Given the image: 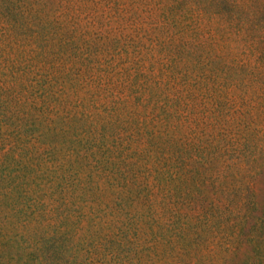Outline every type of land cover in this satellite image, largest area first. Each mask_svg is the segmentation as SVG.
Wrapping results in <instances>:
<instances>
[{
	"label": "trees",
	"instance_id": "trees-1",
	"mask_svg": "<svg viewBox=\"0 0 264 264\" xmlns=\"http://www.w3.org/2000/svg\"><path fill=\"white\" fill-rule=\"evenodd\" d=\"M152 1L160 22L175 28L171 64L152 80L172 91L157 98L159 112L142 117L134 108L147 102L143 90L152 94L122 67L134 62L104 64L92 47L73 64L81 79L66 91L70 65L63 58L78 40L67 23L41 0H0V264H140L141 224L155 223L163 237L176 221L186 233L201 218L216 231L225 210L243 209L253 220L247 253L241 238L217 244L236 254L235 264H264V198L239 183L216 209L181 186L198 175L195 162L222 161L208 175L223 185L227 163L253 168L264 160V143L242 115L246 106L264 108V0ZM189 55L195 67L185 65ZM195 100L209 102L203 123L210 130L173 136L156 125L164 120L161 108L190 119L184 102ZM236 113L247 131L226 127L224 119ZM102 192L119 196L103 201ZM98 221L110 235L98 232ZM181 237L164 241H204Z\"/></svg>",
	"mask_w": 264,
	"mask_h": 264
},
{
	"label": "rangeland",
	"instance_id": "rangeland-1",
	"mask_svg": "<svg viewBox=\"0 0 264 264\" xmlns=\"http://www.w3.org/2000/svg\"><path fill=\"white\" fill-rule=\"evenodd\" d=\"M41 2L46 4L48 11L59 15L63 22L67 23L70 35L76 37V40L78 39L76 44L66 48L68 53L72 52V55L69 58H63L66 61L65 64L70 65L68 66L70 71L66 74V91L71 89L69 86L71 80L77 83L81 79L76 71H73V64L75 67L79 66L81 64L78 60L79 56H86V50L90 52V48L93 47L92 52L96 51V54L91 56L102 58L104 64L118 59L124 64L134 62L132 65L125 66H122L120 62L115 66V70L122 66L126 72L129 71V75L134 77L135 83L140 81V83L149 84L151 88L152 96L148 95L147 90H143L141 95L143 98L148 97L147 102L135 107L134 110L138 116L142 117L149 114L152 108L159 112L157 98L169 95L172 89L163 84L156 85L152 79L154 72L159 74L163 66H166L167 63L171 64L170 50L174 45L169 37L174 33L175 28L160 22L163 14L154 1L150 5L148 0H41ZM185 37L188 39L189 34H185ZM138 59L142 61H138ZM184 60L185 65L195 67L191 55L185 56ZM144 61L146 62L143 63ZM173 62L179 63L175 58ZM146 63H148V67L145 66ZM180 65L183 66L184 63L182 62ZM124 90L127 91V89ZM189 90L193 92L195 89ZM79 93L81 96H86V90H80ZM184 103L183 113H186L190 119L177 120L168 117L167 112L171 108L167 107L164 111L161 108L160 113L164 120H160L156 125L169 131V135L173 136H188L201 128L210 130L203 123L206 122L203 117V107H208L209 102L195 100ZM235 104L237 105V103ZM238 110L240 111V108ZM188 112L190 113L188 114ZM242 115L244 121L257 130L259 143L263 144L264 108L256 109L246 106ZM149 118L148 116L146 120L151 121ZM237 121H239L238 113L229 119H224L227 128H237L241 132L247 131V126H243L244 123L237 126ZM213 163V166H206L195 162L194 166L198 175L193 178L186 177L181 185L183 190L191 189L196 192V196L205 200L201 202V206L212 205L216 209H223L222 203L226 201L227 194L232 192L239 183L245 184L249 190L254 192L259 198V202L264 198V160L253 163L255 169L248 168V163L240 161L232 164L227 163L228 171L226 173L229 176L224 179L223 185H214V181L208 174L217 166L224 167L225 164L222 161ZM231 170L237 171L238 175L230 176ZM116 196L119 195L102 192L99 199L113 201L116 200ZM152 210H155V206ZM224 213L226 217L222 224L220 217L214 221V226L217 227L216 231L209 230L201 218L191 220L194 221L195 227L186 233L180 229L181 220L176 221L172 225L173 233L167 231L163 237H161L164 232L163 228L156 226L155 223L141 224L144 249L138 256L141 260L140 264H235L236 254L224 250L217 244V240L224 238L233 242L234 238H241L242 249L240 252L247 253L249 248L247 238L252 235L253 220L251 216L245 218L246 209L235 212L225 210ZM97 224L98 232L102 235H110L111 232L105 228L102 221H98ZM133 228L139 230L136 222L133 223ZM238 230L242 233L235 234V232L238 233ZM176 232L178 235L175 236ZM181 235H184L183 238H201L204 241L200 245H181L164 241V238H182Z\"/></svg>",
	"mask_w": 264,
	"mask_h": 264
}]
</instances>
